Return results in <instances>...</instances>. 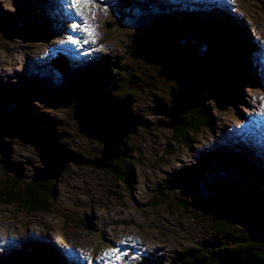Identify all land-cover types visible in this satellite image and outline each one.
I'll return each instance as SVG.
<instances>
[{"label": "rangeland", "instance_id": "374dc122", "mask_svg": "<svg viewBox=\"0 0 264 264\" xmlns=\"http://www.w3.org/2000/svg\"><path fill=\"white\" fill-rule=\"evenodd\" d=\"M131 8L136 10L134 15L128 14ZM221 13L230 30L243 35V67L234 68L224 60L233 68V94L221 108L215 106V100L223 101L220 93L211 95L205 108L211 109L212 130L202 128L192 142L182 145L173 138L174 128L158 125L168 118L147 110L152 105L151 93L168 103L172 86L155 76L158 54L152 56V51L162 45L174 46L177 41L174 31L165 30L160 35L149 22L162 20L165 29L170 28L169 22L173 26L191 20L193 25L203 22L200 43H192L195 35L183 42H189L200 56L206 43L222 31ZM138 15L140 18L131 25L121 21ZM84 19L91 27V36L83 31ZM73 23L81 28L73 32ZM69 36L81 43L72 45ZM85 40L88 43L82 42ZM137 40L142 42L139 50L134 45ZM129 50L136 55L133 57ZM57 59L62 67L55 65ZM102 59L111 64L123 61L131 73L155 84L151 89L143 88L140 99L130 101V112L140 114L144 121L126 138L136 148L132 155L139 161L132 181L127 184L91 165L68 163L55 181L48 211L26 212L14 203L0 202V264L16 257V264L37 259L38 248L26 251L37 243L45 250L39 260L51 264L52 256L56 259L53 264H135L130 247L136 252L157 249L159 254H171L194 241L212 238L201 219L178 203L151 204L158 184H165L210 152H222L233 162L248 156L251 165H246L257 171L264 189V0H93L92 6L82 5L80 9L72 6V0H0L2 129L17 132L20 122L41 125L50 120L57 131L66 134L61 139L66 150L88 159L99 156L100 144L78 133L72 107L57 93L78 80L74 72L99 66ZM215 86L208 81L204 93L215 90ZM115 89V95L126 91L122 86ZM10 148L11 159L24 165V177L18 185L22 187L31 180L32 166L40 163L31 146L12 140ZM11 177L0 167V186L11 182ZM213 177L206 176L200 185L209 194L201 199L202 207L204 199L211 202V196L234 199L221 192L229 185L226 177L217 181ZM178 196L185 198L180 192ZM69 252L73 254L71 261L66 258Z\"/></svg>", "mask_w": 264, "mask_h": 264}, {"label": "trees", "instance_id": "16d2710c", "mask_svg": "<svg viewBox=\"0 0 264 264\" xmlns=\"http://www.w3.org/2000/svg\"><path fill=\"white\" fill-rule=\"evenodd\" d=\"M220 16L222 31H217L213 39L206 43L205 51L200 54L204 64L208 67L209 81L216 83L215 90H209L207 94L204 93L202 105L198 109L183 115L179 126L173 129V138L180 141L182 145H188L192 142L194 134L200 129L212 130L210 127L213 124L211 109L208 106L206 109L205 103L207 102L208 104L211 97H216L217 92H219V96L223 98V101L220 103L215 100V106L221 108L222 104L226 103L233 94L232 91L234 89L231 87L233 85L231 78L234 76L233 68L224 63V60H229L234 68L240 69L243 67L241 62V51L244 46L243 35L240 32H232L229 28L230 24L228 25L224 22L225 16H223V13ZM191 21H186L185 24L177 21L179 24L175 26L171 25L172 22H169L167 24L170 25V28L168 27L167 29L162 26V20L152 19L149 24L160 35L165 30L166 33L167 30L169 32L174 31L177 42H185L188 38L190 39L195 35L196 38L194 37L192 43H200V38L204 35L203 22L198 21L196 25H193ZM26 26L30 28V22L26 23ZM142 34L144 36V33ZM141 43L138 40L134 42L138 50L142 47ZM188 43L185 44L191 47ZM166 47L162 45L158 50H153L152 56H156L160 51L166 50ZM137 49H135L136 53H138ZM130 50L129 52H132V56L133 54L136 55L135 51ZM192 50L194 52V47H192ZM53 54H55L54 56H59L57 52ZM58 60L54 61L55 65L62 67L63 65L57 64ZM107 62L108 60L102 59L99 66H94L86 72H74L78 80L72 83L71 87L59 91L57 97L61 101L69 103L72 107L73 101L81 96L84 91L92 86H98L123 99L126 106L131 108L130 101L132 98L137 97L140 99L144 91L143 88L151 89L154 87L153 80H146L136 72L131 73L129 71L130 68L124 65L123 61L112 64ZM160 80L167 82L163 79ZM227 80H229L228 83H226ZM170 83L173 86V83ZM117 86L126 88L124 94L115 95L112 93ZM221 90L222 93L220 92ZM153 98H158V95L151 93L149 101H152ZM137 116L140 120L138 125H143L142 116L140 114H137ZM51 123L52 121L46 120L41 123V126ZM126 138L123 139L117 156L110 163V167L102 170L128 184L132 181L134 176L133 169L138 165L139 161L132 155L136 148L131 147ZM242 157L235 159L233 162V160L228 161L230 159H227L222 152H210L199 156L192 166L179 170L178 174L165 184H158L154 191L156 197L152 201V205L178 203L193 216L199 217L207 228L208 233H211L210 236L213 237L194 241L190 247L171 254H159L157 249L155 251L142 250L136 252L137 250L130 247L128 248L129 254L136 258L135 264H237L248 258L263 259L264 194L262 191L264 189L258 182L260 175L252 166L246 165H251L250 158L248 156L246 158L245 155ZM209 175L216 176L212 178H216V181L220 177H226L229 185L225 186L221 192H225L227 195L231 194L234 199L211 196V202L204 199L206 208H200L199 204L201 199L204 198L203 196L209 195L200 185L204 184L206 176ZM19 184L18 180L11 177V182L0 186V202L14 203L26 212L49 210V199L53 198L55 194V181L36 183L30 180L22 187L18 186ZM232 188L236 189L237 192L231 190ZM172 192L176 193V195L172 196ZM179 192L185 196L184 199L180 198L181 195L180 197L178 196ZM242 196L244 198H240ZM243 214L245 215L244 217H242ZM34 246L27 248L26 251L33 252L36 248H38V251L40 250L37 254L45 251L39 243L34 244ZM16 258L7 261L14 264ZM51 258L52 263H56L55 257L52 256Z\"/></svg>", "mask_w": 264, "mask_h": 264}, {"label": "water", "instance_id": "95a60500", "mask_svg": "<svg viewBox=\"0 0 264 264\" xmlns=\"http://www.w3.org/2000/svg\"><path fill=\"white\" fill-rule=\"evenodd\" d=\"M134 9L131 8L128 14L134 15L136 12ZM139 18V15L135 18L126 16L121 21L131 25ZM165 46L167 49L160 51L156 57L158 67L156 77L172 82L174 85L169 90L168 103L159 98H153L152 105L147 110L153 115L168 118V122L160 121L158 125L160 123L175 128L181 123L183 115L202 105L204 89L209 81V70L204 60L183 42L176 41L174 46L169 44ZM72 119L76 123L78 133L100 144L99 156L88 159L76 152L66 150L61 142L66 134L57 131L52 124L41 126L36 123L20 122L18 131L12 132L3 130L0 121V167L2 170L18 181L24 177V165L11 159L12 140H18L33 148L40 163L38 166H32L31 180L36 183L56 181L68 163L87 164L98 169H107L117 156L123 139L133 133L140 122L137 114L130 112L123 99L98 86L90 87L73 101ZM200 208H206V206H200ZM41 256L38 254L37 259L22 260V263L51 264L50 261L39 260L43 259ZM237 264H264V258L258 260L248 258Z\"/></svg>", "mask_w": 264, "mask_h": 264}, {"label": "snow or ice", "instance_id": "6c2138e0", "mask_svg": "<svg viewBox=\"0 0 264 264\" xmlns=\"http://www.w3.org/2000/svg\"><path fill=\"white\" fill-rule=\"evenodd\" d=\"M82 5L85 6V7H90V6L93 5V0H72V6H73V7L77 8V9H80ZM77 14L80 15L81 13L78 11ZM82 19H83V17H82ZM80 28H81V25H77V24H75V23L71 24V30H72L73 32L79 30ZM83 31H84L85 33H87V35H89V36H91V35L93 34V33H92V30H91V27H90V25H89L87 19H84V22H83ZM68 41H69L72 45H78V44L81 43V41H78V40H76V39H73L72 36H69V37H68ZM82 42H83V43H88L87 40L82 41ZM61 43H63V41H61ZM121 243H123V242L121 241ZM112 251L115 252L116 249H112ZM72 257H73V254H72L71 252L67 253V257H66V258H67L69 261H71Z\"/></svg>", "mask_w": 264, "mask_h": 264}, {"label": "bare ground", "instance_id": "6f19581e", "mask_svg": "<svg viewBox=\"0 0 264 264\" xmlns=\"http://www.w3.org/2000/svg\"><path fill=\"white\" fill-rule=\"evenodd\" d=\"M253 48H254V46H253ZM42 253V252H41ZM21 258V257H20ZM60 262V261H59ZM53 264V263H52Z\"/></svg>", "mask_w": 264, "mask_h": 264}]
</instances>
